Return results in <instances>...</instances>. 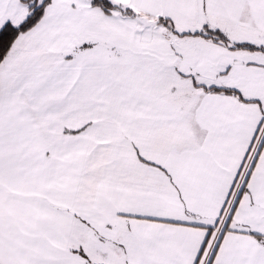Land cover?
<instances>
[{"label": "snow or ice", "instance_id": "obj_1", "mask_svg": "<svg viewBox=\"0 0 264 264\" xmlns=\"http://www.w3.org/2000/svg\"><path fill=\"white\" fill-rule=\"evenodd\" d=\"M0 264H264V0H0Z\"/></svg>", "mask_w": 264, "mask_h": 264}]
</instances>
